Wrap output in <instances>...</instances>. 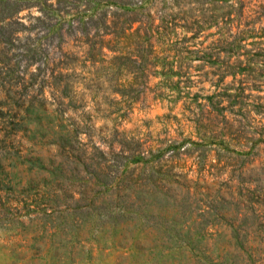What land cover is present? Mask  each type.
Returning a JSON list of instances; mask_svg holds the SVG:
<instances>
[{
    "label": "rangeland",
    "instance_id": "rangeland-1",
    "mask_svg": "<svg viewBox=\"0 0 264 264\" xmlns=\"http://www.w3.org/2000/svg\"><path fill=\"white\" fill-rule=\"evenodd\" d=\"M57 7L0 75V264H264V0Z\"/></svg>",
    "mask_w": 264,
    "mask_h": 264
},
{
    "label": "trees",
    "instance_id": "trees-1",
    "mask_svg": "<svg viewBox=\"0 0 264 264\" xmlns=\"http://www.w3.org/2000/svg\"><path fill=\"white\" fill-rule=\"evenodd\" d=\"M64 0H0V75L2 70L9 71L13 68H17V63H9L11 56H19L29 59L30 61L38 59L44 55V51L37 45L31 44L23 36V31L26 30L18 16V13L22 10H28L35 8L38 14L30 16L28 13L25 14L29 20L28 29H32L34 26L42 25L46 21L47 17L53 10L52 6H60ZM21 38H24L27 42L20 43L18 51L11 50L10 45L14 42H20ZM17 60V59H16ZM16 66V67H15ZM17 91H13L12 96L14 103L17 102L15 95ZM18 104L23 106L25 98L18 97ZM1 103V102H0ZM29 105L23 106L24 114L27 113ZM16 116V112L12 114Z\"/></svg>",
    "mask_w": 264,
    "mask_h": 264
}]
</instances>
